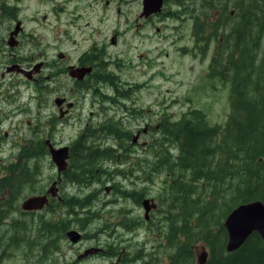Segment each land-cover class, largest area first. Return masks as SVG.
Segmentation results:
<instances>
[{"label": "rangeland", "instance_id": "374dc122", "mask_svg": "<svg viewBox=\"0 0 264 264\" xmlns=\"http://www.w3.org/2000/svg\"><path fill=\"white\" fill-rule=\"evenodd\" d=\"M29 3V0H24L19 19L24 24L25 32L29 31L40 37L39 40L31 41L29 57L32 63L47 61V57L48 60L58 59V55L62 52L72 55L75 61L78 54L86 51L93 44L97 48L106 46L107 54L102 50L97 51H102L114 64L112 71H109L114 78L105 77L106 81L102 85L94 89H86L85 93L72 89L70 95L79 102L80 111H75L71 118L62 122L59 120L61 115L55 107L52 95L68 93L72 88L69 81L66 84L47 83L51 89L48 93L43 88L38 90L32 87L29 89L28 86L22 90L20 88V95L16 100L22 109L17 115H21L20 118L24 122L30 120L33 131L31 134H28L29 129L17 131L12 139L14 155L16 157L21 155L18 150L20 147L32 145V141L43 135L46 143L51 141L56 147L71 145L84 135L81 133L87 127L93 125L95 130H98L101 124L113 118L115 125L132 132V138H135L136 143L138 142L134 145L136 149L132 154L117 153L118 156H125V162L129 163L120 169H129L130 162L134 163L137 169L134 170L135 178L132 176L127 179L119 178L114 185L102 175L104 166L110 163L102 160L101 166H96L100 169L101 175L95 182H90L89 187L68 184L63 188L58 186L60 189L58 190L56 185L53 187L57 167L52 163L50 154L43 160L42 169L40 160L39 184L24 189V194L27 196L25 200L36 197L35 195L48 196L56 192V195L64 194L65 198L75 196L85 200L91 196L92 205L84 209L89 214V218L86 219L83 228H79L78 223H73L72 220L68 233L70 231L78 233L80 239L76 243L67 236L65 239L60 238L59 250L53 248L43 252L41 245L43 247L45 241L40 235L55 221H60L64 209L60 204L57 205L55 202L57 200H51L45 211L43 210L45 206L42 210H33V214L29 213L25 216L16 211L7 224L12 230L10 231L9 227L2 230L11 237L10 242L19 243L14 247L8 264H76V262L124 264L121 258L126 251L130 252V258L139 257L144 247L148 249L144 258H149L152 253L150 263L169 264L167 256L161 257L160 254L161 252L171 254V250L160 246L162 240L165 243V233H163L165 220L159 212L162 209L159 194L165 177L156 173L149 176V170L146 168L148 164L146 161H154L158 149L150 147L151 139L157 136V132L152 130V124L160 120L165 113L178 120L189 110L197 109L206 114L210 125H225L230 113L231 85L208 77L215 43L211 45L210 53L206 58H201L199 54L195 55L194 17L191 14H184V11L182 16L174 18H163L159 15L153 22H146L143 27L134 24L135 14L143 13V0H125V2L114 0L113 7H110L109 22L106 25L90 27H71L56 22L48 25L41 21L35 23L31 17L41 18L47 11L38 2H32L31 6L28 5ZM119 4L126 6L124 13H128V17L132 19L128 25H121L117 16L113 14L115 6H120ZM164 8H167L165 3ZM172 10L176 11L178 8L173 6ZM106 71L107 68L102 74H106ZM111 84L120 85L119 94L117 87L112 89ZM29 107H31V115H28L29 112L26 113ZM50 116L56 122V134H45L44 123ZM39 125L42 131L38 129ZM136 130H140L142 135L135 133ZM94 136L97 137L96 140L100 139L98 143L106 137L105 134H94ZM7 137H9L7 141L0 140L3 141L0 142V146H7L6 143L10 145L12 134H8ZM120 137L124 138L122 134ZM110 140V144L118 145L122 139ZM126 142L123 141V144ZM129 142L125 145L132 146ZM141 148L142 151H137ZM4 157L5 153L0 155V165L1 158ZM131 190L135 193H144L140 205L126 197L128 195L125 192ZM146 201L149 202L148 213L144 209ZM17 205L20 206V202ZM149 213L151 221L146 219ZM78 218H84L83 213H80ZM110 245L113 246L111 249ZM99 251L109 252L110 256ZM84 254H88V257L78 261ZM139 262L142 264V260Z\"/></svg>", "mask_w": 264, "mask_h": 264}, {"label": "trees", "instance_id": "16d2710c", "mask_svg": "<svg viewBox=\"0 0 264 264\" xmlns=\"http://www.w3.org/2000/svg\"><path fill=\"white\" fill-rule=\"evenodd\" d=\"M165 4L167 8L160 14L163 18L182 16L183 11L194 17L195 55L206 58L215 43L208 77L229 83L231 95L224 126L210 125L206 114L197 109L178 120L165 113L152 124L157 136L151 139L150 147L158 148L154 155L158 161H146V168L150 175L154 172L165 177L159 194L165 243L162 240L160 246L171 250L170 255L161 252V257L166 255L169 264H197L196 247L205 245L209 251L206 264H264V241L258 234L229 253L224 227L226 218L237 207L264 204V0H165ZM173 6L178 10L173 11ZM115 87L119 94L120 88ZM96 130L88 127L72 145L71 169L80 186H90L91 178L85 173L93 168L96 174L92 160L105 156L94 150L98 146L94 134L124 142H129L128 135L132 134L112 119ZM43 138L44 135L23 147L22 154L28 150L33 164L42 159L36 155L38 152L43 158L49 157ZM112 153L109 152L114 156ZM133 191L125 192L126 197L140 205L144 193ZM65 200L67 210L84 206L79 200ZM71 223L72 217L65 214L41 233L43 252L58 247ZM143 253L141 250L140 258ZM135 258L125 259L123 255L121 260L124 264H139Z\"/></svg>", "mask_w": 264, "mask_h": 264}, {"label": "flooded vegetation", "instance_id": "af4514ba", "mask_svg": "<svg viewBox=\"0 0 264 264\" xmlns=\"http://www.w3.org/2000/svg\"><path fill=\"white\" fill-rule=\"evenodd\" d=\"M29 1V6L32 5V2H38L39 4H41L43 9L47 11L41 16V18L31 17L32 21H34L35 23L41 21L44 24L48 25L56 22L57 24L68 25L71 27L106 25L110 20V7H113L114 2V0ZM121 1L125 2V0ZM23 3L24 0H0V134H2V136H0V140L3 139L4 141H7L9 139V137H7L8 134H12V137L10 138V145L8 146V143H6L7 146H0V155L5 153V157L1 158L2 163L0 165V264L9 263V261L11 260V255L13 254L12 251L14 250V247L19 244L10 242L9 239L11 237L9 235H6L8 233H5L2 230L9 227L7 224L10 223V218L11 216H14L16 214V211H19V213L24 216L29 213H34V211H25L22 209L24 200L27 197L25 196L26 194H24V189H30L31 185L39 184V176L41 175L43 160L48 158L46 156L43 158L40 152H38L39 154H36L40 156V158H42L40 169L39 163H31L30 152L28 150L27 152H24L22 154L23 148L20 147L18 150L20 151L21 155L19 154L17 157L14 155L15 148L12 147L14 144V141L12 139L14 135L17 134V131L20 129H29L28 134H31V132L33 131L30 127L31 121L28 120L24 122L20 118L21 115H17V113L22 109V106L19 105V102H17L16 100L17 96L20 95V88L21 90L26 86H28L29 89H31L32 87L35 90L43 88L46 89L48 93L51 91V89L47 85V83L55 84L58 82H63L66 84V82L69 81L72 85V88L68 93L52 95V97H54L55 107L61 115V117H59V120L62 122L65 119L71 118L72 113H74L75 111H80L79 102L75 100V97L70 95V91L72 89L84 92V90L86 89H94V87L102 85L106 81L105 77L114 78L113 74H110L111 72H109L112 71V66L114 64L111 63L109 57L104 56V53L102 52L104 51L107 54L106 46L97 48V46L93 44V46L88 48L86 51L78 54L75 61L72 55L62 52L58 55V59L54 58L53 60H48L47 57V61L32 63L29 57L31 41L32 39L39 40L40 37L38 35L32 34L29 31L25 32L24 24L19 19L20 13L23 8ZM119 5L120 6H115L113 14L115 15V17L117 16L118 22L121 25H128L132 21V19L128 17V13H124L126 6L124 4ZM141 14H135L133 19L134 24H138L141 27H143L146 22H153V20H155L156 17L159 16L152 15L149 18H143L141 17ZM16 25H19L17 34L14 35L13 38H11V33L14 32ZM38 64L41 65L40 68L35 69L34 66ZM14 65H17L23 71V73L17 72V70L13 72L7 71ZM106 68V74L103 75L102 72H105ZM118 87L120 88V85ZM111 88L114 89L115 85L111 84ZM57 99H62L64 101L61 105H59L56 102ZM17 107L19 108L17 109ZM124 107L126 109H129L127 105H124ZM27 112H29L28 115H31V107L26 110V113ZM52 119L53 117L50 116L49 120L44 123L46 128L45 134H56V122ZM92 128L95 129V126L92 125ZM38 129L41 130L40 125L38 126ZM135 133L140 134L139 136L142 135L140 130H136ZM19 135H17V137ZM132 136L133 134L128 135L130 139L129 143L132 144V146H126L125 144L127 142L124 144L122 142L118 145L110 144L109 142L111 141L110 139L112 137L109 136H106L105 140H102L98 143L100 139L96 140L97 137H94L95 143H98V146L94 148V150L103 152L105 156L102 159L99 158L97 161L95 158L92 160V162H95L94 171L96 174H93V168L87 170L85 173V175H88L91 178L90 182H95L97 180V177L101 175L100 169L96 166H101L102 160L110 162L109 164L105 163L107 165L104 166L105 170L102 172V175L105 176L107 181H111L114 185L119 178L127 179L130 176L135 178L134 170L137 169L136 165L130 162L129 169L122 170L120 168L129 163L125 162V156H118V154L123 153L132 154L135 151L136 147L134 145H136L138 142L136 143V141H134L135 138H132ZM50 143H47L50 159L54 166L57 167V176L56 180L54 181L55 184L53 182V187L56 185V189L60 190L58 186L62 188L68 184L75 186L78 183H75L74 180L76 178V175L71 169V159H73L74 156L72 155V150L74 148L72 144L74 142L71 145L64 147H56L54 144ZM51 145L55 149H68V158L66 160L67 163L62 170H60L53 161V157L50 152ZM142 149L143 148L138 149L137 151H142ZM145 149H147V147ZM109 152H113L112 154L116 157L110 155ZM155 154L157 156L158 152H155ZM155 159L157 163L158 159ZM128 161L130 160L128 159ZM154 174L155 173L153 172L152 175L149 176H153ZM56 193L48 194L47 197L49 201L45 205V208L43 210L45 211V209L48 208V206L51 204V200H57V202H59L60 204V207L64 209L63 213H61L62 218L65 216V214H67L72 217L73 223L77 222L78 227L83 228L85 226V222L87 221L85 220V218H89V214L84 209L88 205H92L93 200L91 196L87 197L85 200H79L76 198L81 199V197L70 196L69 198H65L64 194L61 196L60 194L56 195ZM73 198H75L76 200ZM65 199H67V201L73 200L74 203L77 200L82 201L84 203V206L82 209H78L75 211L67 210L64 206L66 204ZM18 202H20V206L17 205ZM141 204L143 207L142 202ZM144 209L146 211L145 206ZM80 213H83L84 218H78ZM85 215L87 216L85 217ZM146 219L147 221H151L150 213L149 217H147ZM9 229L10 231L12 230L11 227H9ZM62 230L63 228L60 227L58 231L61 232ZM76 231L79 232L78 230ZM109 247H111V245ZM56 250H59V245ZM142 250L144 251V255L142 256V258L139 257L140 259H136L134 257L135 262H137V260H142V264H150V257L144 258L145 252L148 249L144 247ZM25 251H27V249H25ZM102 252L107 256H110L109 252L99 251V253ZM126 256L130 258V252L126 251V253L124 254L125 259ZM86 257H88V254H84V256H81L78 261H81ZM78 263L79 262H76V264Z\"/></svg>", "mask_w": 264, "mask_h": 264}, {"label": "water", "instance_id": "95a60500", "mask_svg": "<svg viewBox=\"0 0 264 264\" xmlns=\"http://www.w3.org/2000/svg\"><path fill=\"white\" fill-rule=\"evenodd\" d=\"M165 0H143V13L141 17L149 18L152 15H160L164 8ZM19 25H16L15 30L11 33V38L17 34ZM41 65H35V69L40 68ZM23 73V71L14 65L7 71ZM26 74V73H25ZM64 100L57 99V104L61 105ZM50 152L53 157V161L62 170L67 163L68 149L61 148L55 149L50 146ZM49 199L47 196L31 197L24 201L22 209L25 211H33L36 209H42ZM148 201L145 202L146 213L149 208ZM224 227L228 233L227 252L232 253L239 250L254 233L258 234L264 241V204L262 202H254L246 205H241L234 209L226 218ZM67 236L70 240L76 243L80 237L78 233L70 231ZM197 264H206L209 258V251L205 245L196 247Z\"/></svg>", "mask_w": 264, "mask_h": 264}]
</instances>
